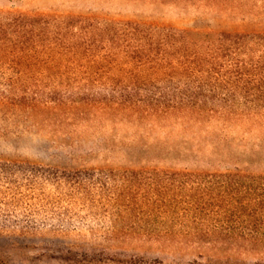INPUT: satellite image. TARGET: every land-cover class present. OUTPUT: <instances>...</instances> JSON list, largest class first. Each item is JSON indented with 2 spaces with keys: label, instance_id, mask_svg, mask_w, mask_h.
I'll use <instances>...</instances> for the list:
<instances>
[{
  "label": "rangeland",
  "instance_id": "rangeland-1",
  "mask_svg": "<svg viewBox=\"0 0 264 264\" xmlns=\"http://www.w3.org/2000/svg\"><path fill=\"white\" fill-rule=\"evenodd\" d=\"M191 2L0 0V8L185 26L238 19ZM33 126L5 156L62 174L59 192L37 195L29 207H4L30 215L33 221L21 217L20 226L36 231L15 243L0 239L7 264H264V117L186 131L104 125L83 131L72 154L73 138ZM162 231L172 234H143ZM197 231L221 234L203 241L173 234Z\"/></svg>",
  "mask_w": 264,
  "mask_h": 264
},
{
  "label": "trees",
  "instance_id": "trees-1",
  "mask_svg": "<svg viewBox=\"0 0 264 264\" xmlns=\"http://www.w3.org/2000/svg\"><path fill=\"white\" fill-rule=\"evenodd\" d=\"M192 1L238 19H194L185 26L0 8V239L15 243L36 233L20 226L21 217L33 221L30 215L4 207H29L37 195L58 191L56 170L5 156L33 125L73 138L72 154L83 131L104 125L186 131L241 115L264 117V0ZM173 234L203 241L221 233ZM2 254L0 264H7Z\"/></svg>",
  "mask_w": 264,
  "mask_h": 264
}]
</instances>
